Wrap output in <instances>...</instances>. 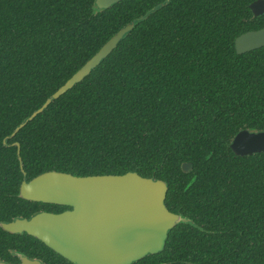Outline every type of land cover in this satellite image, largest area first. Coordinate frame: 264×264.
I'll list each match as a JSON object with an SVG mask.
<instances>
[{
  "label": "trees",
  "instance_id": "obj_1",
  "mask_svg": "<svg viewBox=\"0 0 264 264\" xmlns=\"http://www.w3.org/2000/svg\"><path fill=\"white\" fill-rule=\"evenodd\" d=\"M95 1L0 0V223L24 212L23 180L133 171L167 182L169 210L194 222L134 264H264V152L242 157L230 146L242 130L264 131V47L234 48L239 34L264 27V16L251 22L255 0H122L99 11ZM23 243L0 227L1 260Z\"/></svg>",
  "mask_w": 264,
  "mask_h": 264
},
{
  "label": "water",
  "instance_id": "obj_2",
  "mask_svg": "<svg viewBox=\"0 0 264 264\" xmlns=\"http://www.w3.org/2000/svg\"><path fill=\"white\" fill-rule=\"evenodd\" d=\"M119 1L96 0L95 8L98 11L107 9ZM156 9L130 22L114 35L41 108L21 123L11 137L50 103L82 82L139 22ZM250 9L256 17L264 15V0L253 2ZM263 46L264 28L236 39L239 54ZM230 146L237 156L263 153L264 131L242 130ZM182 168L188 173L192 165L184 163ZM195 180L196 177L187 188ZM168 190V183L164 180L142 177L133 171L123 175L94 176L48 171L28 182L23 181L19 196L28 201L68 206L71 210L57 215L40 214L31 219H16L1 226L11 233L26 232L74 264H134L162 252L169 232L176 226L194 224L192 219L169 210L166 205ZM23 264L35 263L23 258Z\"/></svg>",
  "mask_w": 264,
  "mask_h": 264
},
{
  "label": "flooded vegetation",
  "instance_id": "obj_3",
  "mask_svg": "<svg viewBox=\"0 0 264 264\" xmlns=\"http://www.w3.org/2000/svg\"><path fill=\"white\" fill-rule=\"evenodd\" d=\"M172 1H175V0H172ZM180 1H182V0H178V2H180ZM255 1H257V0H255ZM251 4H249V8H250ZM107 9H109V8H107ZM102 10H104V9H102ZM251 13H252V16H251V22L252 23L256 20V18L264 16V15H261L259 17H256L252 11H251ZM260 29H262V28H260ZM260 29H253V30L245 31V32L239 34L235 38L234 48H235L237 54H239V53L237 52V49H236V39L245 33L260 30ZM258 49H260V48H258ZM254 50H257V49H253V50L241 53L239 55L246 54V53L252 52ZM8 138H12L11 135ZM8 138L5 139L4 143H6V140ZM14 145H16V144H14ZM19 160H21L20 157H19ZM21 168H22V171L24 172L22 164H21ZM24 175H27V173L24 172ZM30 180H32V179H30ZM30 180L27 179V180H23V181L28 182ZM19 191H20V189H19ZM18 197L21 198L19 196V194H18ZM21 200L28 203L25 207L24 212L22 214H20L19 216H11L8 220L1 222L0 223L1 228H2L1 225L3 223H11L16 219H31L37 215H40V214L57 215V214H62L65 211L71 210V208L68 206H61V205L49 204V203H43V202L28 201V200H25L22 198H21ZM30 203H36L37 205L30 210V207H28V205ZM3 230L6 231L5 229H3ZM6 232L10 233L13 237L22 236L24 239V243L21 247V250H17V249L12 250V252L8 256L7 260H1L0 259V263L23 264V258H25L26 261H28L29 263H35V264H38V263L39 264H74L71 261H69L68 259L61 256L60 254L56 253L54 250L49 248L46 244H44L43 242H41L37 238L27 234L26 232H24V233H11L9 231H6Z\"/></svg>",
  "mask_w": 264,
  "mask_h": 264
}]
</instances>
